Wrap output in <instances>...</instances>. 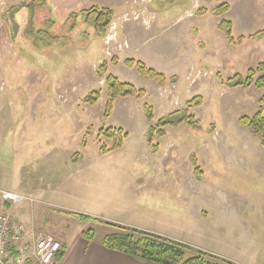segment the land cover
<instances>
[{"label":"rangeland","instance_id":"rangeland-1","mask_svg":"<svg viewBox=\"0 0 264 264\" xmlns=\"http://www.w3.org/2000/svg\"><path fill=\"white\" fill-rule=\"evenodd\" d=\"M223 3L230 11L215 16ZM94 5L115 12L104 37L72 16ZM222 20L233 22L236 37L263 30L264 0H0V190L25 196L5 203L0 193V211L62 245L93 230L91 249L103 248V237L117 231L64 213L75 212L181 242L190 255L264 264V148L239 123L264 111V91L222 83L264 61V36L230 44ZM125 37L168 77L165 86L127 70ZM113 58L109 73L147 96L118 98L105 119L107 86L97 70ZM93 90L101 99L91 106L83 98ZM198 95L202 105L188 108ZM177 111L199 122L151 134L152 124ZM109 127L128 137L102 155L115 143L99 136ZM83 257L75 249L65 264H100L99 256Z\"/></svg>","mask_w":264,"mask_h":264},{"label":"trees","instance_id":"trees-1","mask_svg":"<svg viewBox=\"0 0 264 264\" xmlns=\"http://www.w3.org/2000/svg\"><path fill=\"white\" fill-rule=\"evenodd\" d=\"M230 11V4L223 3L222 5L213 9L215 16H222ZM198 14H205V10H199ZM73 17H79L88 24H90L99 36L104 37L108 26L114 21L115 12L111 7L107 6H92L89 9H83L79 14L72 15ZM218 29L224 33L226 39L230 44L238 45L242 44L246 40H257L259 37L264 36V29L259 30L248 36L236 37L233 34L234 24L231 20H222ZM118 58H113L111 62H103L99 65L97 74L98 76L105 78L107 86V100L104 108V118L109 119L113 113L115 102L118 98L135 97L137 99H145L147 92L145 89L138 88L134 84L122 81L116 75L109 73L110 64H117ZM124 64L129 68H136L139 75L147 80H153L160 86H165L168 82V77L157 71L156 69L148 66L142 60L134 58L126 59ZM222 83L228 87H242L249 88L255 86L256 88L264 91V61L259 62L256 67L248 69L246 75L236 73L234 76L229 77L226 80H222ZM101 99L100 90H93L89 92L84 98L83 102L88 105H95ZM203 103V96L198 95L188 100V108H196ZM261 106L264 104V95L260 99ZM144 110L147 119L154 121V113L152 107L147 103L144 105ZM183 116H182V115ZM180 115V116H179ZM179 118L176 122L175 118ZM199 121L197 118L190 114L188 111L173 112L166 117H162L152 124L149 128L151 134L156 133L162 137L166 134L165 128L169 125H175L178 123H184L186 125H194ZM239 123L242 126L248 127L252 132L260 137L261 145L264 148V111L259 109L257 113L252 116H242L239 119ZM99 136H104L108 139L114 140V146L108 147L105 144L101 147L102 155H106L109 152L119 149L124 144L125 139L128 137V132L122 128L109 127L100 130ZM196 165L195 173L198 178L202 177L203 171L200 166L196 164V158H192ZM77 219L106 224L113 226L117 229L116 232L105 235L102 239L103 245L111 250L122 252L131 256L138 257L143 260L152 261L157 264H235L229 260L214 259L211 256L204 254L190 255L189 248L181 242L165 238L163 236L139 230L132 227H126L120 224H113L108 221L100 220L97 217H93L84 213L64 212ZM82 236L87 240H92L95 237L93 230L85 231ZM15 253V252H14ZM65 255V245L63 244L58 252L54 263L58 264Z\"/></svg>","mask_w":264,"mask_h":264},{"label":"built area","instance_id":"built-area-1","mask_svg":"<svg viewBox=\"0 0 264 264\" xmlns=\"http://www.w3.org/2000/svg\"><path fill=\"white\" fill-rule=\"evenodd\" d=\"M4 202H19L25 199L20 193L1 191ZM31 242L30 253L25 244ZM60 240L34 230L26 233L22 222L15 220L9 212L0 211V262L2 264H53L60 251ZM15 252V253H14Z\"/></svg>","mask_w":264,"mask_h":264},{"label":"crops","instance_id":"crops-1","mask_svg":"<svg viewBox=\"0 0 264 264\" xmlns=\"http://www.w3.org/2000/svg\"><path fill=\"white\" fill-rule=\"evenodd\" d=\"M125 38L128 40V43H129V47H126L128 52H129V57L136 58V59L139 58V59L143 60L144 62H146L148 65L155 67L153 65L152 61L150 62V61L144 59L143 57H140L138 55H135V53H133V50H137L140 47V44L138 42H135V41L132 42L130 37H125ZM120 62L122 63L123 61H120ZM123 65H124V63H123ZM127 70L134 71L133 69H129V68ZM52 183L54 184V182H52ZM32 189H34V187ZM138 190H141V188ZM19 191L20 192H26L27 194H29L28 188L26 186H23V185H19ZM5 203H9V202H5ZM0 207L4 209V207L2 205ZM26 233L28 235H31V233H32L31 229L27 227ZM47 236H52V235L47 234ZM84 239L85 238L81 235V236L77 237L78 242H76V243L73 242L74 241L73 239L71 240L70 243L63 241V244L66 247V251H65L64 258L58 264H65V262L69 259V257H71V255L74 254V250L77 249V251H79V248L81 249V252L84 253L83 259L85 258L86 255H90V259H93V260L98 259L96 257L99 256L98 260H99L100 264H157V263L152 262V261L143 260V259H140V258L135 257V256H131V255H128V254H125L122 252H118V251L108 249L103 245V243H102L103 248H102V246H99V245L95 246V244H94L95 247L92 248L93 249L92 250L91 246L94 243L93 242L94 239L89 240V241L87 239H85V240H87V241H85ZM224 257H226V256H224ZM82 263H84V261H82Z\"/></svg>","mask_w":264,"mask_h":264},{"label":"water","instance_id":"water-1","mask_svg":"<svg viewBox=\"0 0 264 264\" xmlns=\"http://www.w3.org/2000/svg\"><path fill=\"white\" fill-rule=\"evenodd\" d=\"M0 264H2V263L0 262Z\"/></svg>","mask_w":264,"mask_h":264}]
</instances>
